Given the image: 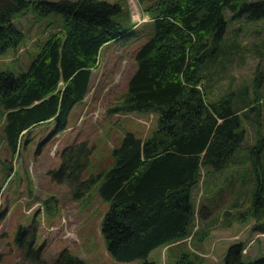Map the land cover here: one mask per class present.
<instances>
[{
    "label": "trees",
    "instance_id": "1",
    "mask_svg": "<svg viewBox=\"0 0 264 264\" xmlns=\"http://www.w3.org/2000/svg\"><path fill=\"white\" fill-rule=\"evenodd\" d=\"M31 2L42 14L55 11L62 19L38 43L24 68L0 69L3 131L13 154L21 135L35 124L55 120L53 133L67 126L70 109L90 89L102 45L134 28L126 12L128 25L119 19L118 2L0 0V54L22 41L24 32L13 16ZM142 9L151 16V33L134 52L136 68L126 92L108 111H155V127L146 136L126 130L112 146L109 162L89 175L83 172L92 147L86 140L67 144L60 151L59 168L51 172L69 182L74 197L95 189L108 200L101 233L109 254L117 260L141 258V264H152L148 254L154 247L189 232L196 211L192 188L203 167L222 171L238 159L244 172L250 168L252 184L244 194L257 218L253 229L264 231V134L258 130L246 154L240 151L245 136L242 116L259 109L264 94L256 89L250 98L242 92L240 101L231 92L211 99L204 71L208 60L217 57L227 27L226 10L247 19L261 18L264 0H152ZM51 200L55 199L45 198L44 205ZM200 210L203 213V207ZM35 225H19L16 239L25 259L14 264H88L68 247L51 261L41 258V246L34 247ZM177 246L173 264H204L184 242ZM242 249L241 241L230 243L222 264H264V254L245 259Z\"/></svg>",
    "mask_w": 264,
    "mask_h": 264
},
{
    "label": "rangeland",
    "instance_id": "2",
    "mask_svg": "<svg viewBox=\"0 0 264 264\" xmlns=\"http://www.w3.org/2000/svg\"><path fill=\"white\" fill-rule=\"evenodd\" d=\"M106 1L118 2L122 9L119 19L124 25L131 21L134 28L102 45L92 68L90 89L70 109L64 129L53 133L55 120L39 122L21 135L18 152L13 154L4 137L0 103V264L25 259L16 239L20 224H36L34 247L41 246L40 257L46 261L68 247L88 264L142 262L141 258L117 260L107 251L101 219L108 200L95 189L74 197L69 182L56 179L51 172L59 168L60 151L65 145L86 140L92 149L83 175H89L109 162L112 146L126 130L146 136L157 122V113L152 110L108 111L126 92L127 80L136 68L134 52L151 33V16L142 7L152 0ZM125 12L129 21L124 19ZM225 16L227 27L217 57L208 60L204 67L208 95L217 99L231 92L240 101L242 92L248 98L255 95L256 89L264 94V17L247 19L244 14L235 15L229 10ZM61 19L59 12L42 14L32 2L24 11L15 13L13 21L23 30L24 37L16 47L0 54V69L24 68L37 52L38 43ZM242 118L245 136L240 151L246 154L247 146L258 137L257 131L264 134V104ZM237 160L222 171L203 167L192 188L196 211L189 232L149 252L152 264H173L180 249L177 244L183 242L203 257L204 264H222L228 245L234 241L243 243L245 259L264 254V231L253 229L257 218L254 209L247 207L250 201L244 194L252 184V171L248 168V173L244 172V164ZM49 196L55 200L46 207L43 200ZM209 202L216 204L212 207ZM261 212L264 218V208ZM31 232L32 228L23 235L25 240H29Z\"/></svg>",
    "mask_w": 264,
    "mask_h": 264
},
{
    "label": "crops",
    "instance_id": "3",
    "mask_svg": "<svg viewBox=\"0 0 264 264\" xmlns=\"http://www.w3.org/2000/svg\"><path fill=\"white\" fill-rule=\"evenodd\" d=\"M156 247H159V246H156ZM156 247H154L150 252H152L154 249H156Z\"/></svg>",
    "mask_w": 264,
    "mask_h": 264
}]
</instances>
